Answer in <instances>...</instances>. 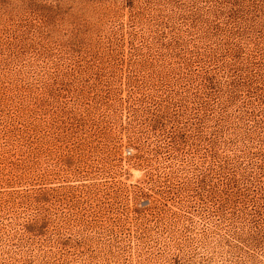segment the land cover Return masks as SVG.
Listing matches in <instances>:
<instances>
[{"label": "rangeland", "instance_id": "rangeland-1", "mask_svg": "<svg viewBox=\"0 0 264 264\" xmlns=\"http://www.w3.org/2000/svg\"><path fill=\"white\" fill-rule=\"evenodd\" d=\"M0 264H264V0H0Z\"/></svg>", "mask_w": 264, "mask_h": 264}]
</instances>
